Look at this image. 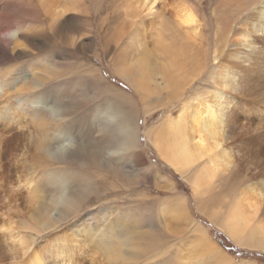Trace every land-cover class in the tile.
Masks as SVG:
<instances>
[{
	"label": "bare ground",
	"instance_id": "obj_1",
	"mask_svg": "<svg viewBox=\"0 0 264 264\" xmlns=\"http://www.w3.org/2000/svg\"><path fill=\"white\" fill-rule=\"evenodd\" d=\"M91 5L100 16L101 27L106 28L100 32L106 41L104 43L123 45L122 51L112 59L111 69L134 89L138 98L136 104H140L143 110L142 128L137 126V121L134 122L137 114L135 103L130 101L132 98L117 90V98L134 108L124 110L98 106L100 109L96 110L98 114H95L94 120L105 113L108 122H90L87 134L82 131L77 133L79 126L74 127V121L64 122L67 113L63 109L69 107L58 106L60 98L56 92L51 97L45 88L48 79L44 75L35 77L33 69L32 73L29 72L33 78L29 73L28 77L20 71L22 77L12 76L7 81L5 75L13 71L18 73L15 71L18 68L11 66L5 71L0 69V101L4 99L0 102V127L3 130L11 128L6 122L17 108L21 119L28 125L30 123L33 135H36L28 160L47 166L55 163L98 164L107 170L118 169L121 174L124 173L122 180L125 185L129 179L137 184L141 174L135 170L134 175H129L120 162L135 150L149 147L158 164L178 174L190 189L198 215L209 220L238 247L264 254V0H0V54H3L7 44L18 56L30 53L27 50L30 43L28 45L22 39L24 34H20L21 30L18 33L19 29L11 28L9 14L16 18H36L40 22H48L50 32L51 29L54 31L51 35L55 38L62 35V25L59 24L66 11L74 12L76 8L89 11ZM48 35L41 39L40 47H37L39 53L49 46ZM32 46L35 48V44ZM50 67L47 62L36 70L44 74ZM61 71H58L59 75ZM203 75L205 79L197 82L206 84L199 86L195 81ZM20 83L21 87L17 88ZM16 94L22 96L17 103H11ZM113 109L116 112L110 114ZM160 110H164L161 120L146 127L145 117ZM239 111L244 114L240 121ZM12 125L16 128V123ZM95 127L108 138L95 139ZM141 131L144 145L139 143ZM15 142L13 140V146ZM68 142L74 146L62 151V146ZM2 144L0 136V163ZM83 158L86 160L83 161ZM245 165L250 167L245 168ZM153 169L156 166L144 168L145 172ZM244 169L250 173L249 177L242 175ZM143 176L145 182L141 179L140 183L153 181V188L174 194L176 185L173 182H159L164 186L158 185L164 177L161 171L157 170L150 178L145 177L143 171ZM82 179L80 172L60 176L50 172L45 179L49 189H43L47 194L44 203L37 206L35 202L34 205L31 190L23 193L25 204L32 205L30 215L21 212L17 206L20 201L17 202L11 190L6 197H0L4 201L6 220L14 224L11 214L15 213L20 217L17 229H29L35 233L57 228L81 211L84 196L89 192L88 182L82 186L78 183ZM1 181L0 175V186L3 185ZM2 191L6 193L4 189ZM170 198L173 201L162 205L161 210L174 220L165 223L164 218L163 226L167 231L182 236L181 244L186 254L198 257L197 264H202L204 260L211 264H258L253 259H241L236 263L235 257L223 252L211 240V235L189 217L184 195L175 194ZM92 218L91 214L85 220ZM83 223L81 221L78 225L81 229V235H78L81 244L78 247L88 250L86 256L94 255L87 241L91 240L94 229L97 231L100 225L93 229ZM121 226L123 224H116L114 233L107 229L110 235L116 236L118 244H111V248L109 246L105 251L113 253L116 263L139 257L136 241H139L141 250L157 248L148 232L125 234L126 231L119 230ZM2 231L0 228V234ZM72 236L78 242L77 235ZM121 238L123 242H120ZM144 238L147 241L141 247ZM129 253H133V257H128ZM51 254L53 256L48 261L34 257L33 264H81L79 259L60 250Z\"/></svg>",
	"mask_w": 264,
	"mask_h": 264
},
{
	"label": "rangeland",
	"instance_id": "obj_2",
	"mask_svg": "<svg viewBox=\"0 0 264 264\" xmlns=\"http://www.w3.org/2000/svg\"><path fill=\"white\" fill-rule=\"evenodd\" d=\"M99 17L100 16L93 11L92 5L89 7V11L80 10L78 8H76L74 12L66 11L64 17L61 18L60 22L62 23L59 24L62 25V29H60L62 35L61 37L53 38L52 33L54 31L51 29L52 33L50 32V25L48 22L42 21V23L36 18L29 20L26 18L23 19L22 17L16 18L15 15L9 14L8 18H10L11 28L15 30L17 29V31L19 29L18 33H20L21 30L20 34H24L21 35L22 39H24L28 45L30 43L29 48L27 49L30 53H27V55L24 56H18L15 52L13 54L10 49V45L7 44L6 46L8 49L6 48L5 51H3V54L1 53L0 69L5 71L11 67H14V69L16 67L18 68V70H15L18 73L13 71V74L10 73L8 76L5 75L6 78H4L7 79V81H9L12 76L19 78L23 75L26 76L29 72L32 73L33 69L35 77L44 75V78L48 79H46L47 82L45 84V88L49 90L51 97H53L56 92V96L60 98L58 106L67 105L69 107V109H66V107L63 109L67 113V117L64 122L74 121V127L79 126V129H76L77 133H81L82 131L87 134L89 132L88 124L90 122L92 124L108 122L105 113L100 114L97 119L94 120L95 114H98V109L102 106H111L124 110H131L132 107L134 108V106H129L128 103H124L122 99L117 98L115 94V91L117 90L132 98L130 101L135 103V112L137 114L134 122L137 121V126L142 128L144 119L143 110L139 107L140 104L139 106L136 104L138 98L134 94V89L122 77L112 72L111 69L113 65L112 63H114L112 61L122 51L123 45L115 46L113 43H104L106 41L103 40L100 32L106 28L101 27ZM48 34L50 35L49 48L47 47V50L45 47L46 51L44 48V52L39 53L37 47H40L39 44L41 39L44 38V35L47 36ZM34 44L35 48L32 46ZM42 59L44 61H42ZM47 62L48 66L51 65L47 72L42 74L40 70H36L39 65L44 66ZM58 62L61 65L59 68ZM53 65L54 68L52 69ZM60 70L62 71L59 72V75L58 71ZM20 71L23 72H21L23 75L20 74ZM30 73L28 75H30V77L33 76ZM200 79H205V76L203 75L195 81L197 85L201 86L202 84H206L202 81L197 82ZM207 82L208 86L209 80H207ZM21 85L22 83H20L17 88H20ZM21 96L22 95L16 94L12 97L11 103H17ZM1 101H4V99L1 98ZM2 108L6 109L4 106ZM11 109L13 108L11 107ZM15 109L16 110H13L14 112L11 115V121L8 120V122H6L12 129L3 130V128L0 127V136L2 137L4 144H2L4 147L2 148L3 154L1 157L2 161L0 163V175L2 178L1 183H3V185L1 184L2 187L0 186V189L1 191L4 189L6 192H0V197H6V194L8 195V193L12 190V194L15 193L17 202L20 201L17 205L18 208L23 214L30 215L32 205L25 204V194L23 193L31 190L34 196L33 204L36 202L35 204L39 206L41 203H44L47 199V194L46 192H43V189L44 187L47 190L49 189V185L45 179L46 175L50 172L58 173L59 176L66 173L70 174V172L73 173V171L74 173L80 172L83 179L78 181V183L82 186L84 183L88 182L89 192L85 194L81 211L77 215L70 217L68 220L61 223V225L57 228L45 232L42 231L41 233H35L29 229H17L20 217L15 213L11 214V216H14H12L14 224H10L5 218L6 209L3 208L4 201L0 198V228L4 230L2 231L3 233L0 234V264H33L34 257H42L48 261V258L53 256L51 253L59 250L68 253L69 256L73 255L75 258L79 259L81 264H197L198 257L186 254V251L184 250L185 247L181 244L183 241L182 236L180 234L167 231V229L163 226L162 220L164 218L166 221L165 223L174 219L166 215L161 210V207L164 204L171 203L173 200L170 197L175 196V194L184 195L187 202V214L189 217L198 222L202 228L209 233V236L211 235V240H213V242H215L223 252L227 255L235 257V259H237L235 261L236 263L241 259H253L258 262V264H264V254L262 252L248 251L238 247L223 232L221 233L218 229L214 228L209 220L197 214L196 210H194L195 202L192 199L190 189L180 179L178 174L158 164L155 157L156 155L154 156V152L151 148L145 147L143 148L144 150H135L134 153H130L120 163L124 169L128 170V174L130 173L129 175H134L132 173H135V170L138 171L139 174H141V176L139 175L141 179L144 177L143 171L145 177H152V175H155L157 170L161 171V173L164 174V177L158 181V185L162 187L164 185L159 184V182H173L176 186L175 191H173L174 194L172 193V195L170 192L153 188V181L148 184L144 183V179V182L142 181L140 183V179L137 184L135 180L129 179L127 185H125L122 180L124 178V173L121 174V170H107L104 166L100 167L98 164H86V166L73 163L66 165L55 163L51 166L34 164L28 159L31 156V146L36 135H33L30 123L28 125V123L21 119L18 111L19 109ZM96 110L98 111L96 112ZM163 111L164 110H160L155 112V115L153 114L150 117H145L146 120L144 123L146 124V127L159 122L161 120L160 115ZM114 112H116L115 109L111 110L110 114ZM238 116V121H240V117H243L244 114H241L239 111ZM13 118L14 120H12ZM15 123L16 128H14L15 125H12ZM20 128L22 131H20ZM25 131H27L28 136H26ZM100 132L99 128H94L95 134H93V136L95 139H101L103 137L102 140H104L108 138L103 131L102 132L105 136ZM23 134H25L24 137L26 136L24 139L22 138ZM139 135V143L144 145L145 138L142 131ZM3 137L6 140H4ZM7 138L9 140H7ZM13 140L14 142L17 140V142L14 143V146ZM15 145L18 147L17 149L15 148ZM9 153L13 155L11 156ZM22 154L25 155V158ZM137 157L139 158V162L137 161ZM82 160L84 161L86 159L83 158ZM151 165L156 166V169H153L150 172H145L144 168H150ZM248 167H250V165H245V168ZM242 175L246 178L250 176V173L244 169ZM74 183H76V181L72 184ZM36 199L38 201H36ZM91 214L93 215V218L85 220V217L91 216ZM15 218L17 219L15 220ZM3 220L6 221L3 222ZM81 221H84V226H89L93 229L97 225H100L97 231L94 229L95 234L92 235L91 240L87 241V243H90V249L94 251V255L86 256L88 250L84 248L80 249L78 247L81 244L79 242L80 237L78 236L81 235V229L78 226ZM116 224H123V226L119 227V230L122 232L126 231L125 234L130 233V235H134L137 232H148V235L152 238L153 243L157 248L152 251L141 250L138 243L139 241H136V245L139 249L137 251L139 257L116 263L112 258L113 253H106L105 251V249L109 246L111 248V244H113V246L118 244L115 238L116 236L113 234L110 235L107 232V229L110 228V231L114 233ZM135 227L138 228L133 229ZM72 234L77 235L76 237L79 238L78 242L73 240L74 237ZM20 238H23V240ZM219 240H222L223 245ZM123 241L124 239L121 238L120 242ZM146 241V238L141 240V247L145 246ZM99 242L101 243L99 244ZM129 249L131 250L130 247ZM77 255H80V257L78 258ZM128 257H133V253H129ZM110 258L112 259L110 260ZM202 264L211 263L210 261L204 260Z\"/></svg>",
	"mask_w": 264,
	"mask_h": 264
},
{
	"label": "clouds",
	"instance_id": "obj_3",
	"mask_svg": "<svg viewBox=\"0 0 264 264\" xmlns=\"http://www.w3.org/2000/svg\"><path fill=\"white\" fill-rule=\"evenodd\" d=\"M74 145L71 142L66 143L62 146V151H67L68 149H71Z\"/></svg>",
	"mask_w": 264,
	"mask_h": 264
},
{
	"label": "trees",
	"instance_id": "obj_4",
	"mask_svg": "<svg viewBox=\"0 0 264 264\" xmlns=\"http://www.w3.org/2000/svg\"><path fill=\"white\" fill-rule=\"evenodd\" d=\"M220 242H221V244L223 245V243H222V240H219Z\"/></svg>",
	"mask_w": 264,
	"mask_h": 264
}]
</instances>
